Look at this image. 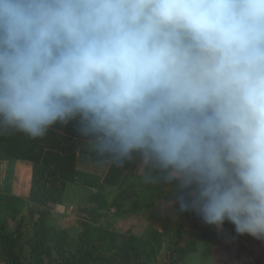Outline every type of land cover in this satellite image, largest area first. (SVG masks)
<instances>
[{
	"label": "clouds",
	"instance_id": "9594fccd",
	"mask_svg": "<svg viewBox=\"0 0 264 264\" xmlns=\"http://www.w3.org/2000/svg\"><path fill=\"white\" fill-rule=\"evenodd\" d=\"M78 120L180 211L264 238V0H0V124Z\"/></svg>",
	"mask_w": 264,
	"mask_h": 264
},
{
	"label": "trees",
	"instance_id": "16d2710c",
	"mask_svg": "<svg viewBox=\"0 0 264 264\" xmlns=\"http://www.w3.org/2000/svg\"><path fill=\"white\" fill-rule=\"evenodd\" d=\"M78 127V120L57 122L33 138L0 124V264H186L201 242L234 235L227 219L208 224L194 208L179 210L174 197L195 184L182 189L168 182L150 161V174L140 176L143 154L117 163ZM17 162L31 172L27 194L11 191L17 181L10 179V166ZM69 194L78 210L74 225L65 228L54 211L66 206ZM159 200L172 204L177 218L164 216ZM146 214L150 223L141 233L115 224Z\"/></svg>",
	"mask_w": 264,
	"mask_h": 264
},
{
	"label": "rangeland",
	"instance_id": "374dc122",
	"mask_svg": "<svg viewBox=\"0 0 264 264\" xmlns=\"http://www.w3.org/2000/svg\"><path fill=\"white\" fill-rule=\"evenodd\" d=\"M149 164L148 159H143L140 162V166L136 170L137 174L140 176L147 172L150 174V169H145ZM151 163V162H150ZM151 168V166H150ZM28 166L17 162L13 163L10 166V173H11V181L16 182L12 184L11 191L16 194H27L29 191V183L31 180V172L28 171ZM93 171H96L94 169ZM102 174V171H100ZM71 194L68 195L67 204L66 206L57 207L55 212V217L58 220V224L61 227L70 228L74 225L76 221V213L78 210V200L72 197ZM70 200V201H69ZM161 209L163 210L164 216H170L172 219L177 218L176 210H171L170 203H166L163 200H159L157 202ZM166 213V214H165ZM133 219V220H132ZM132 219L127 220H117L115 222L117 228L121 231H126L128 229H132L135 233L143 232L149 226V214L144 216H137ZM230 224L228 221L227 226ZM234 235L219 236L217 239L214 240V243L209 242H201L199 244V249L196 253L192 254V256L187 259L186 264H235V259L242 260V258L246 257V249H251L253 252L251 254L256 253L259 242H263L264 246V238H256L247 233L240 234L236 231V228L233 229ZM221 237V238H220ZM254 241V242H253ZM255 247L248 248L247 243ZM249 244V245H250ZM248 256V255H247ZM256 256V255H255ZM250 257V256H248ZM234 259V260H233ZM255 261L256 259L253 258ZM253 260V262H255ZM256 263V262H255ZM249 264V263H248ZM254 264V263H253Z\"/></svg>",
	"mask_w": 264,
	"mask_h": 264
},
{
	"label": "crops",
	"instance_id": "0c3cea01",
	"mask_svg": "<svg viewBox=\"0 0 264 264\" xmlns=\"http://www.w3.org/2000/svg\"><path fill=\"white\" fill-rule=\"evenodd\" d=\"M221 237H222V235H220ZM220 237V238H221ZM224 238H225V236H223ZM254 242V241H253ZM247 244H250V242H248ZM251 244L249 245V247L248 248H251ZM258 248L259 249H257V251H256V253H255V255L254 254H251V252H253V251H255V250H251V249H249V250H245L246 251V257L245 258H242V260H239V259H235L236 261H235V264H264V246H263V242L261 243V242H259L258 243ZM252 247H255V245H253ZM250 256V257H248V256ZM253 258H255L256 259V261L253 259ZM234 260V259H233ZM253 260L256 262H253Z\"/></svg>",
	"mask_w": 264,
	"mask_h": 264
}]
</instances>
